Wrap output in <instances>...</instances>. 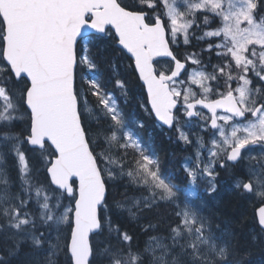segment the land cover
I'll return each mask as SVG.
<instances>
[{
    "label": "snow or ice",
    "instance_id": "obj_1",
    "mask_svg": "<svg viewBox=\"0 0 264 264\" xmlns=\"http://www.w3.org/2000/svg\"><path fill=\"white\" fill-rule=\"evenodd\" d=\"M262 10L264 0H0V264H253L247 240L195 201L200 183L211 195L227 175L234 195L261 205L248 238L264 248ZM181 37L199 51L179 58ZM130 98L192 145L188 185L142 144L144 122L120 103ZM125 178L147 195L125 184L116 199ZM161 205L175 217L167 235L134 248L113 216L139 222Z\"/></svg>",
    "mask_w": 264,
    "mask_h": 264
},
{
    "label": "trees",
    "instance_id": "obj_2",
    "mask_svg": "<svg viewBox=\"0 0 264 264\" xmlns=\"http://www.w3.org/2000/svg\"><path fill=\"white\" fill-rule=\"evenodd\" d=\"M190 47L189 52L199 51V48L196 46L192 48ZM179 57V56H178ZM182 57H179L183 59ZM205 59H207V54H205ZM214 59V56H213ZM121 65V73L128 79L130 87L135 85V81L132 80L131 76L127 74V64L128 61L126 59H121L119 61ZM214 63V62H213ZM134 92H139V88H134ZM119 92L117 91V96H119ZM123 105V101L120 102ZM136 101H133L131 98L125 107L126 111L129 112H140V108L136 107ZM138 118L147 123V126L153 130L154 133L157 134L155 137V146L154 149L159 155V161L161 168L166 172H172L175 176V180L180 182L182 185H188L187 178L182 179L181 173L179 172L178 160H179V152L178 148L171 145L170 141H167L165 138L160 137L162 132L159 131L152 117H147L143 115H138ZM159 137V139H157ZM192 145H186L187 154L191 151ZM169 162L168 169H165L164 166ZM219 187L216 193L209 195L207 191H203V189L207 188V185L204 183H200L199 192L202 197L201 201H195L197 205L200 207L201 213L205 216L211 217L213 221H219L225 226H229L232 230H234L242 243L247 240L246 246L251 251V260L253 264H260L262 260H264V248L256 246L251 243L248 238V233L254 226V204L245 200H241L238 196L234 195L231 191V181L222 174L219 177ZM187 182V183H186ZM125 182H120L118 190L116 188L110 189L112 195L116 196V199H123L124 197L121 195L125 192ZM135 194V190L133 189V193L131 194L129 186L127 187V196L131 197ZM171 209L165 208L164 205H161L159 210L145 211L142 214L139 222H133L127 219V214H123V218H118L117 216H113L114 221L119 220L120 226L122 229L127 230L133 236V247L139 246L143 248L146 244L148 237L150 235H167V226L168 223L175 219L174 215H171ZM151 221L154 224H157L158 227L153 232L149 230L148 232H144L141 230V225L146 224Z\"/></svg>",
    "mask_w": 264,
    "mask_h": 264
},
{
    "label": "flooded vegetation",
    "instance_id": "obj_3",
    "mask_svg": "<svg viewBox=\"0 0 264 264\" xmlns=\"http://www.w3.org/2000/svg\"><path fill=\"white\" fill-rule=\"evenodd\" d=\"M183 147V146H182ZM5 164H6V166H7V169H8V172L10 173V175L13 173V174H15L16 173V170L15 169H13L12 170V167H11V156H8L7 157V159L5 160ZM254 211L260 206V204L259 203H255L254 204Z\"/></svg>",
    "mask_w": 264,
    "mask_h": 264
},
{
    "label": "rangeland",
    "instance_id": "obj_4",
    "mask_svg": "<svg viewBox=\"0 0 264 264\" xmlns=\"http://www.w3.org/2000/svg\"><path fill=\"white\" fill-rule=\"evenodd\" d=\"M182 40H183V38H182ZM134 188H136V187H134ZM137 189H138V188H137ZM140 193H142V194H144V195H147L146 191H144V190H140V192L138 193V195H139ZM133 196H134V195H133Z\"/></svg>",
    "mask_w": 264,
    "mask_h": 264
},
{
    "label": "bare ground",
    "instance_id": "obj_5",
    "mask_svg": "<svg viewBox=\"0 0 264 264\" xmlns=\"http://www.w3.org/2000/svg\"><path fill=\"white\" fill-rule=\"evenodd\" d=\"M134 190H135V194H134V196H135V195H138V193L140 192V190L137 191V190H138L137 188H134Z\"/></svg>",
    "mask_w": 264,
    "mask_h": 264
},
{
    "label": "water",
    "instance_id": "obj_6",
    "mask_svg": "<svg viewBox=\"0 0 264 264\" xmlns=\"http://www.w3.org/2000/svg\"><path fill=\"white\" fill-rule=\"evenodd\" d=\"M165 59H167V58H165Z\"/></svg>",
    "mask_w": 264,
    "mask_h": 264
}]
</instances>
